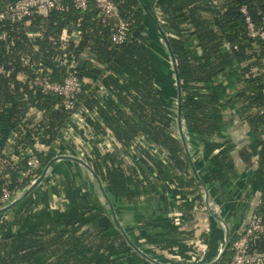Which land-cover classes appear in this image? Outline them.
<instances>
[{"label": "trees", "instance_id": "16d2710c", "mask_svg": "<svg viewBox=\"0 0 264 264\" xmlns=\"http://www.w3.org/2000/svg\"><path fill=\"white\" fill-rule=\"evenodd\" d=\"M14 1L0 0V10ZM114 1L118 13L107 22L94 2L80 10L73 0H64L67 6L63 11L4 23L2 29L8 30L11 38L0 41V64L5 66V72L0 73V198L4 186L26 188L62 152L64 133L74 125L73 114L81 107L92 135L112 134L122 145L105 152L93 145L86 158L114 204L125 209L136 204L142 194L151 200L155 194L165 199L162 193L169 196L173 184L184 193L199 190L173 116L172 98L177 89L157 26L139 0ZM143 1L159 19L177 60L189 135L201 139L221 136L227 127L224 112L235 105L248 124L258 149L259 183L255 189L262 191L256 213L264 219V83L259 72L252 70L261 66L264 40L248 35L241 11L247 6L260 24L264 0ZM120 19L130 26L125 41L115 44L112 34ZM59 56L75 60L77 65L84 61L82 68H76L83 91L73 109L64 106L62 96L31 87L34 65L51 69L55 80H64L67 67L58 62ZM139 138L146 144L137 143ZM11 141L15 150L30 149L43 157L35 175L22 176L28 155L15 161L6 154ZM37 143L46 145L47 150L38 151ZM133 144H137L135 153ZM151 144L157 152H152ZM236 171L231 152L225 149L212 157L208 174L203 175L209 184L219 183L225 189L231 187ZM75 181H68L70 202L64 228L39 231L23 225L38 205V193L28 196L10 217L0 221V264H137L139 260L153 264L131 246L113 219L92 220L101 208L90 199L92 193L80 194ZM249 181L255 183L252 178ZM12 225L18 229L10 231ZM142 233L147 242L155 244L174 230L166 227L158 233ZM233 240L231 234V244L219 264L232 259ZM263 248L259 239L256 249Z\"/></svg>", "mask_w": 264, "mask_h": 264}, {"label": "crops", "instance_id": "0c3cea01", "mask_svg": "<svg viewBox=\"0 0 264 264\" xmlns=\"http://www.w3.org/2000/svg\"><path fill=\"white\" fill-rule=\"evenodd\" d=\"M90 117L97 119L93 113L90 114ZM224 118L227 127L221 136L201 139L189 135V139L193 158L198 168L206 175L213 156L222 154L225 149H229L231 152L237 169L231 180V187L222 189L219 187V183L210 185L213 194L218 198L221 213L235 239L236 232L247 221L253 200L258 193V190H255L254 186L251 185L252 182H246V191H241L240 187L236 186V182L238 176L244 174L245 171L257 170L258 149L256 144L252 142L248 124L242 119L237 105L227 108L224 112ZM88 130L86 120L77 118L73 129H69L65 133L66 142L61 147L62 152L60 154L74 155L86 160L93 145L102 147L105 151L112 149L113 144L110 139L92 135ZM13 142L11 141L6 148V154L11 156L13 160L18 161L22 158V153H31L30 149L15 150L12 145ZM73 147L72 152L71 148ZM36 148L47 150L48 147L43 143H37ZM245 149L251 150L253 154L251 158V161L255 162L253 166L243 156ZM85 173L90 174L84 167L72 160L57 161L43 183L32 193V195L38 193L39 202L30 215L26 217L23 225L28 229L39 231L64 228L65 221L68 220L65 210L70 202L67 191L69 178L77 181H75L76 187L81 195L92 193L89 186V188L84 186L87 184L83 180ZM90 179L93 183L92 187L98 190L97 183L91 174ZM234 186L237 187L235 191H233ZM158 195L155 194V199L151 200L149 195L142 194L136 204L127 205L125 209H122L126 219V223L123 222V224L127 227L130 224L134 230L143 229L146 232L155 231V233L166 227L172 228L175 235L161 237L155 244L148 242L150 248L155 250V257L163 260V262H169L168 264H202L214 258L219 252L220 241L223 243L224 232H222L221 225L216 223L211 216L207 217L202 213L200 189L196 193H184L173 184L168 193L169 196L165 197V193H162L165 199H160ZM170 203L172 205H168ZM17 207L18 205L1 216L0 221L10 217ZM17 229L16 225L10 227L12 232ZM142 238L146 239L144 235Z\"/></svg>", "mask_w": 264, "mask_h": 264}, {"label": "built area", "instance_id": "2783aa9c", "mask_svg": "<svg viewBox=\"0 0 264 264\" xmlns=\"http://www.w3.org/2000/svg\"><path fill=\"white\" fill-rule=\"evenodd\" d=\"M91 1L94 2L99 9V14L102 17L103 22H107L109 18L116 16L118 13V7L114 0H73V3L74 6L80 10H86ZM66 6L64 0H16L11 2L5 8L0 10V41H8L11 38L9 31L2 29L4 23L21 21L37 14H47L53 10L63 11L66 9ZM241 11L246 17L248 35L264 40V12L261 14L260 24H257L249 14L247 6H242ZM129 26L130 24L126 20L120 19L118 21L116 29L112 34L113 43L120 44L125 41ZM68 37V33L65 32L64 38L68 40ZM57 60L67 67V74L64 77V80H55L52 76L51 69H47L42 65H34L35 75L31 81V87L40 89L42 92H51L62 96L64 106L67 109H73L78 101V96L83 91V82L79 79L76 71L77 62L75 60L69 61L63 56L57 57ZM252 70L253 72H259L262 82L264 83V56L261 60V66L255 67ZM4 72L5 66L0 64V73ZM84 111L85 110L81 107L73 114V124L79 117L86 119ZM32 112H35V110H32ZM88 115H90V113ZM73 127L74 125L67 128L66 131L73 129ZM106 138L111 140L113 146L115 145L118 148H122V145L115 140L112 134H109ZM137 143L146 144L143 138H139ZM136 145L137 144H133L131 147L133 153L136 152ZM149 147L153 153L157 152L155 145L151 144ZM100 148L105 152L102 147ZM37 150L40 152L43 151L39 149ZM25 155H28L27 168L22 171V176H33L41 167L43 157L33 151L29 154L22 153V157ZM36 178H34L32 182ZM20 190L4 186L0 198L2 202L1 206L9 202L19 193ZM259 239L264 242V219L262 216L255 213L248 226L244 230L240 229L236 232L235 239L232 242L233 257L229 262L224 264H264V248L262 250L256 249Z\"/></svg>", "mask_w": 264, "mask_h": 264}, {"label": "water", "instance_id": "95a60500", "mask_svg": "<svg viewBox=\"0 0 264 264\" xmlns=\"http://www.w3.org/2000/svg\"><path fill=\"white\" fill-rule=\"evenodd\" d=\"M139 1L141 2L145 12L153 19L154 23L156 24L158 32H159L160 37H161V40H162L164 47H165V49L168 52V55L170 57L169 60H170L171 66H172L174 80H175V86L177 89V95L175 96L176 101L173 102V104H174L173 113H174L176 127H177L178 133L180 135V139L183 143L186 157H187L188 162L190 164L191 173L194 176V178L198 184L200 192L203 194L204 202H205L207 210L210 213V216L216 221V223H219L221 225L222 232H224L223 243L221 245V248H220L218 254L214 258H212L211 260L203 262L202 264H218L223 260L225 254H226V252L229 249V246L231 244V230H230L226 220L224 219V217L221 213L219 203L217 202L216 198L214 197L211 185L205 179L203 172L198 168L197 163L195 162L193 155L191 153L190 139H189L190 137H189L188 130L186 128L185 119H184L183 112H182V105H181L182 104L181 79H180L179 70H178V66H177V60L175 58V55L173 54V51H172L171 45L169 43L168 37H167L165 31L163 30L162 26L160 25L159 19L156 18L152 14L151 10L147 7V5L144 3L143 0H139ZM83 65H84V61H80L77 65V68L80 69V68H82ZM243 156H244L245 160L248 163H250L251 166H253L255 164V162L251 161V158L253 156L251 150L245 149L243 152ZM63 159L72 160V161L78 163L79 165L84 167L91 174L92 178L97 183V187H98V191H99L100 195L102 196L103 200L108 204V208L111 212L113 221L116 223V225L121 230V232L125 235V237L129 241L131 246L141 256H143L144 258H146L148 261L152 262L153 264H168L166 262L159 260L156 257L151 256L150 254L145 252L141 247H139L138 245H136L132 241L129 234H127V231H126L125 227L123 226L121 220L119 219L116 207L113 204V202L111 201L109 194L106 191V188H105L103 181L101 180V178L99 177V175L97 174V172L95 171L93 166L84 158L77 157L74 155L58 154V155L54 156V158L51 159L49 161V163L43 168L42 173L30 185H28L26 188L20 190L19 193L16 196H14L9 202L0 206V219H1V216H3L6 212L11 210L15 206H17L20 202L25 200L28 196H30L41 185V183H43V181L45 180V178L48 176L51 169L53 168V165L57 161L63 160ZM261 199H262V191L259 190L258 193L256 194V198L253 200L252 208L250 210L248 219L244 223L241 230H244L248 226V224L251 222L254 214L256 213L258 206L260 205Z\"/></svg>", "mask_w": 264, "mask_h": 264}, {"label": "rangeland", "instance_id": "374dc122", "mask_svg": "<svg viewBox=\"0 0 264 264\" xmlns=\"http://www.w3.org/2000/svg\"><path fill=\"white\" fill-rule=\"evenodd\" d=\"M156 39H157V41H159L158 36L156 37ZM160 44L163 46L162 41H160ZM170 75L173 76L172 73H170ZM171 76L169 77V79H172ZM175 101H176V99H175V97H173L172 98V102H175ZM254 148H255V146H254ZM205 175H206V173H205ZM257 176H258L257 170H255V169L254 170H247V171H245L244 174H241V176H238V179H237V182H236V186L238 185L240 187V190L241 191L242 190L243 191H246L245 190V188H246V182L249 181V179L252 178V179H254L255 183H252L251 185H254V188H256L257 187V183H259V179H257ZM89 178H90V174H88V173L83 174V180L87 183V184H84V186L86 185L87 187L88 186L90 187V188L88 187L91 190V192H92V197L90 199L93 202H95L94 204H95L96 207H100L101 208V210L99 212H95V214L93 215L92 220H96L95 222L98 223L100 220L101 221H106L107 219H112V215H111V212H110V210L108 208V204L103 200V198L99 194V191L97 190V188H95V187L93 188L92 187L93 183H92V180L91 179L89 180ZM236 186L233 187V191L237 190L236 189L237 188ZM214 197L216 198V200L218 202V198L215 196V194H214ZM200 200H202L201 201V203H202L201 205L203 207V209H201V211H203L202 213H204L207 217H209L210 216V213H209V211L206 208V205H205V202H204V198H203V194L201 192H200ZM114 205L116 207V210H117V214L119 216V219L121 218L120 220H121L122 224H123V222L126 223L125 222L126 221L125 215L122 212L123 207L120 206L118 203H116ZM123 226H125V225L123 224ZM129 226L128 227L125 226V227L128 228V231L132 235V237L134 238V240L137 241V243L141 246V248H143V250H146V252L148 254H150L151 256L155 257V250H153L152 248H150L149 243L146 242L147 241L146 239H143L142 238L143 237V233H142L143 232V229L134 230L131 227L130 224H129ZM115 227L116 226L113 225V229L114 230L116 229ZM173 235H175V233H173ZM221 245H222V241H220V243H219V250L221 248ZM161 261H163V260H161ZM137 264H144V261L139 260L137 262Z\"/></svg>", "mask_w": 264, "mask_h": 264}, {"label": "bare ground", "instance_id": "6f19581e", "mask_svg": "<svg viewBox=\"0 0 264 264\" xmlns=\"http://www.w3.org/2000/svg\"><path fill=\"white\" fill-rule=\"evenodd\" d=\"M160 39V38H159Z\"/></svg>", "mask_w": 264, "mask_h": 264}]
</instances>
